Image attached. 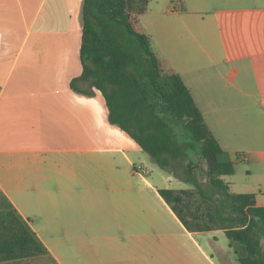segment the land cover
<instances>
[{
    "label": "crops",
    "instance_id": "0c3cea01",
    "mask_svg": "<svg viewBox=\"0 0 264 264\" xmlns=\"http://www.w3.org/2000/svg\"><path fill=\"white\" fill-rule=\"evenodd\" d=\"M180 3L149 0L144 26L239 160L235 173L247 162L256 175L238 190L225 176L231 190L264 206V0ZM83 5L0 0V211L13 207L46 248L0 264H240L247 249L222 245L224 230L186 228L159 189L191 185L110 122L101 90L73 89Z\"/></svg>",
    "mask_w": 264,
    "mask_h": 264
},
{
    "label": "trees",
    "instance_id": "16d2710c",
    "mask_svg": "<svg viewBox=\"0 0 264 264\" xmlns=\"http://www.w3.org/2000/svg\"><path fill=\"white\" fill-rule=\"evenodd\" d=\"M148 7L149 0H84L83 72L72 87L87 95H93L94 88L101 90L110 122L162 169L191 185L159 189L189 231L224 230L228 239L247 249L240 264H264V206L253 193L233 192L225 180L239 160L222 149L189 87L142 24ZM175 124L199 144L205 170L200 160L190 158L174 133ZM44 252L13 207L0 211V261Z\"/></svg>",
    "mask_w": 264,
    "mask_h": 264
},
{
    "label": "rangeland",
    "instance_id": "374dc122",
    "mask_svg": "<svg viewBox=\"0 0 264 264\" xmlns=\"http://www.w3.org/2000/svg\"><path fill=\"white\" fill-rule=\"evenodd\" d=\"M161 2H166L167 6H169L172 9V11H178L181 7L180 0H161ZM154 4H156V3L154 2ZM147 12L144 15H142L140 18L143 25H144V16L147 14ZM174 133L176 134L179 141L187 146V151L189 153L190 158L195 160V161L200 160L201 165H202V169L205 170L206 169V163H205V160L203 158H201V156H200L199 144L197 142H195L194 140H192L189 132L182 125L175 124L174 125ZM247 165H248L247 162H240L236 167L235 175H233L232 177H230V176L227 177V179L229 178L228 180L234 184V187L237 190L244 187V185L246 183L245 182L246 179H251V180H253V182H255L256 175L254 174L252 177L248 176V173H249L248 170H250V169L248 168ZM201 178L204 179V176L201 175ZM219 238H220V243L222 245H228L230 239H228L224 233H221L219 235ZM215 254H216V256L219 257V254L217 251H215ZM236 257H237L236 252L233 251V258H236ZM223 262H224V264H232L228 260H226V258H224Z\"/></svg>",
    "mask_w": 264,
    "mask_h": 264
}]
</instances>
